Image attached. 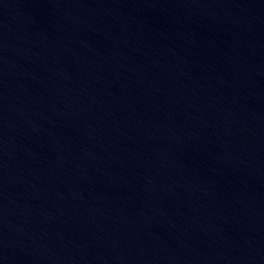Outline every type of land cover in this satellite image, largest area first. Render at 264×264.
Segmentation results:
<instances>
[{"label": "water", "instance_id": "water-1", "mask_svg": "<svg viewBox=\"0 0 264 264\" xmlns=\"http://www.w3.org/2000/svg\"><path fill=\"white\" fill-rule=\"evenodd\" d=\"M0 264H264V0H0Z\"/></svg>", "mask_w": 264, "mask_h": 264}]
</instances>
